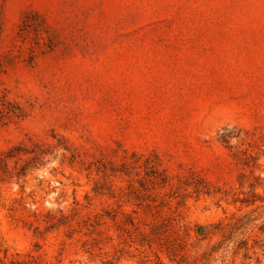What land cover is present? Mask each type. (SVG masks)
Returning a JSON list of instances; mask_svg holds the SVG:
<instances>
[{
  "label": "rangeland",
  "instance_id": "obj_1",
  "mask_svg": "<svg viewBox=\"0 0 264 264\" xmlns=\"http://www.w3.org/2000/svg\"><path fill=\"white\" fill-rule=\"evenodd\" d=\"M0 264H264V0H0Z\"/></svg>",
  "mask_w": 264,
  "mask_h": 264
}]
</instances>
